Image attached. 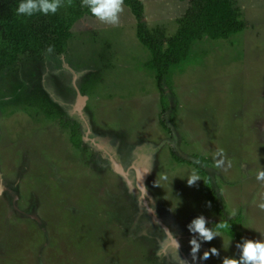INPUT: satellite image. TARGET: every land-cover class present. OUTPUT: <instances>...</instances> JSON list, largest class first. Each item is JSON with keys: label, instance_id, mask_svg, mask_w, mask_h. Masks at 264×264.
<instances>
[{"label": "rangeland", "instance_id": "374dc122", "mask_svg": "<svg viewBox=\"0 0 264 264\" xmlns=\"http://www.w3.org/2000/svg\"><path fill=\"white\" fill-rule=\"evenodd\" d=\"M141 1L145 27L159 25L165 36L188 7ZM234 1L246 27L196 44L170 68L165 110L126 6L118 27L78 19L66 53L46 54L41 74L27 58L15 80L0 74V177L13 182L24 167L18 199L0 182V264H179L171 236L193 264L187 225L201 214L212 228L230 223L233 209L240 238L221 231L201 242L198 257L210 247L220 256L195 264H221L238 257L241 238L264 239V182L255 178L264 167V0ZM61 118L78 123L79 147ZM193 171L201 180L188 186ZM131 206L139 215L127 216Z\"/></svg>", "mask_w": 264, "mask_h": 264}, {"label": "trees", "instance_id": "16d2710c", "mask_svg": "<svg viewBox=\"0 0 264 264\" xmlns=\"http://www.w3.org/2000/svg\"><path fill=\"white\" fill-rule=\"evenodd\" d=\"M19 2L20 0H0V74L5 72L14 80L17 76L13 71L18 69L17 64L23 59L27 58L30 62L39 64L37 74L42 68L40 65L45 64L46 54H52L54 57L65 54L76 21L84 16H92L88 9L81 5V0H73L71 7H61L55 14L37 13L31 17L17 14ZM124 6L128 7L136 20V37L148 52L145 66L154 73L163 110L167 107L162 84H165L164 80L168 77L170 68L188 59L195 51L196 44L210 40H227L246 27L234 0H188L186 11L175 18L176 29L169 36L163 35V28L159 25L152 30L145 27L144 5L141 0H124ZM49 47L52 48L50 53L47 51ZM31 80L32 78L29 81ZM6 106L7 103L4 102L0 107L1 112ZM60 120L62 127H71L72 144L79 147L81 136L78 123H70L62 118ZM175 158L179 159L176 156ZM195 165L199 173H206L202 166ZM205 182V189L209 191L208 178H205ZM212 201L217 206L215 200ZM232 222L234 223L230 218L231 227L226 233L239 239L240 235L234 230Z\"/></svg>", "mask_w": 264, "mask_h": 264}, {"label": "clouds", "instance_id": "9594fccd", "mask_svg": "<svg viewBox=\"0 0 264 264\" xmlns=\"http://www.w3.org/2000/svg\"><path fill=\"white\" fill-rule=\"evenodd\" d=\"M72 3L73 0H20L16 12L18 15L26 17H31L37 13L44 15L55 14L61 7H71ZM81 5L86 7L90 14L99 22L113 27L120 25V17L124 12V0H81ZM47 51L50 53L52 48L49 47ZM216 156L219 157L216 159V166L222 167L225 163L224 150L218 149ZM228 166H231L230 163ZM147 173L149 172L145 174ZM143 176L138 178L142 180ZM161 178L165 181L168 179L166 175H162ZM255 178L257 181L264 182V167L257 171ZM200 180V176L195 171L186 178L188 186H194ZM154 186L158 185L154 182ZM144 191L147 192L146 186H144ZM259 207L264 209V203H261ZM235 214V209H233L229 219ZM209 223L210 221L201 214L193 218L187 225L189 233L193 234L189 240V255L193 264H195L197 259L205 261L214 256L219 257L220 252L215 247L208 248L198 257L197 254L201 249V242H211L214 238L221 236V231L227 232L231 227L227 220L216 223L215 228L209 227ZM169 235L171 236V234ZM230 242L231 240L229 244ZM235 246L239 250L238 257L225 256L222 258L221 264H264V239L241 238V241L237 242ZM171 248L174 249V260H177L179 264H188V260L179 255L180 244L175 236H171ZM157 255H160V253L158 252Z\"/></svg>", "mask_w": 264, "mask_h": 264}, {"label": "flooded vegetation", "instance_id": "af4514ba", "mask_svg": "<svg viewBox=\"0 0 264 264\" xmlns=\"http://www.w3.org/2000/svg\"><path fill=\"white\" fill-rule=\"evenodd\" d=\"M40 74H41V70L39 71ZM37 158H38V155H37ZM37 158H34V161L37 162ZM24 162V161H23ZM23 164V163H22ZM24 171V167L23 166H20V168H17L16 172H15V179H13V182L12 181H6V179H1L0 177V182L2 183L3 185V188L1 189V191L7 195V190H9V188L13 189L14 193L16 196H14L13 198V201L15 199H18V194H17V191L15 189V187L17 188L18 186V181L20 180L21 176H22V172ZM4 178V177H3ZM129 196V195H128ZM31 200V201H30ZM130 202V201H129ZM16 203V202H15ZM29 203H31L30 205V209L31 210H34L35 208V201H34V196L32 195L31 198L29 199ZM120 204V203H119ZM123 208V206H122ZM128 208V207H127ZM14 211H19L21 212V214L23 213V211L19 210L18 208H16L15 206H13L12 208ZM129 209V208H128ZM19 214V213H17ZM131 215H134V214H137L139 215V213L137 211H135L132 206L130 207L129 209V212L127 213V216H130Z\"/></svg>", "mask_w": 264, "mask_h": 264}, {"label": "water", "instance_id": "95a60500", "mask_svg": "<svg viewBox=\"0 0 264 264\" xmlns=\"http://www.w3.org/2000/svg\"><path fill=\"white\" fill-rule=\"evenodd\" d=\"M83 97V98H82ZM80 96V95H78V98H77V100H79V99H81V101L83 102L84 101V99H85V97L84 96ZM135 179H136V184H137V187L138 188H141V189H143L144 190V187H139V185H138V180H137V178H136V175H135Z\"/></svg>", "mask_w": 264, "mask_h": 264}, {"label": "bare ground", "instance_id": "6f19581e", "mask_svg": "<svg viewBox=\"0 0 264 264\" xmlns=\"http://www.w3.org/2000/svg\"><path fill=\"white\" fill-rule=\"evenodd\" d=\"M80 102L82 103L81 99H80Z\"/></svg>", "mask_w": 264, "mask_h": 264}]
</instances>
